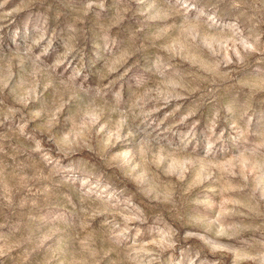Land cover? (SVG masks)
Wrapping results in <instances>:
<instances>
[{
  "label": "rangeland",
  "instance_id": "1",
  "mask_svg": "<svg viewBox=\"0 0 264 264\" xmlns=\"http://www.w3.org/2000/svg\"><path fill=\"white\" fill-rule=\"evenodd\" d=\"M0 264H264V0H0Z\"/></svg>",
  "mask_w": 264,
  "mask_h": 264
}]
</instances>
